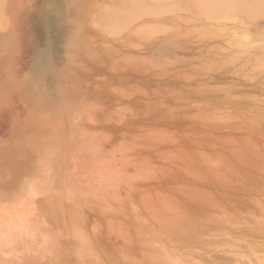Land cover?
<instances>
[{
    "label": "clouds",
    "instance_id": "9594fccd",
    "mask_svg": "<svg viewBox=\"0 0 264 264\" xmlns=\"http://www.w3.org/2000/svg\"><path fill=\"white\" fill-rule=\"evenodd\" d=\"M0 264H264V0H0Z\"/></svg>",
    "mask_w": 264,
    "mask_h": 264
}]
</instances>
